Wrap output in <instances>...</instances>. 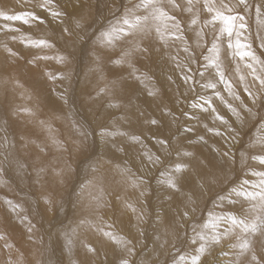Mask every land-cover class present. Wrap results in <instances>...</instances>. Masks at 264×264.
Wrapping results in <instances>:
<instances>
[{
	"label": "snow or ice",
	"instance_id": "snow-or-ice-1",
	"mask_svg": "<svg viewBox=\"0 0 264 264\" xmlns=\"http://www.w3.org/2000/svg\"><path fill=\"white\" fill-rule=\"evenodd\" d=\"M50 0H43L38 3L37 8L48 9ZM73 8H80L74 27H59L60 36L64 41V53L57 52L54 56H38L34 55L28 61L34 67H38V61L53 59L57 63L67 67L71 64L70 57L73 55L69 49L74 48L78 43H85L87 35L89 13H85L83 9L85 5L83 0H68ZM106 3L114 6L110 11L114 12V19L107 26L102 28L95 40L92 42L93 47L87 49L89 57V71L99 74V78L104 80V69L111 65L110 71L115 68H126L127 73L114 72L113 79L108 80L103 87L97 90V96L115 97V100L108 102V107L118 109L121 107L116 100H127L125 106L124 119L130 126L134 120L144 123L140 120L143 110L133 104V97L140 91L138 85H146L151 80L149 73L152 71L151 65L161 67L169 63L175 64L184 72L183 81L188 84L189 91L193 90L192 84L198 76L204 81L201 87L211 89L219 101L224 105L227 111L231 113V117L225 118V115L218 110L219 104L211 97H200L203 100L201 104H192V108L200 109L199 113L193 112L192 118L214 119L213 127L207 124L204 128L211 132L214 136L232 140H236L243 127L250 122H256L259 127V134L250 139L248 149L245 154L240 157L241 162H246L249 156V150L255 149L250 156L252 160L257 161L260 165H264V59H261L251 50V44L245 45L240 41L241 30L247 28L245 23L246 14L252 10L249 0H203L202 8L206 10L207 15L201 19L200 13L196 11L197 5L201 0H106ZM258 18L264 17V0H258L254 6ZM185 13L187 15H185ZM54 18H62L68 16L67 12L54 11ZM0 20L4 21H21L24 24H30L33 21H39L43 24L45 21L36 14L35 11H26L21 14H7L6 11H0ZM64 20L61 19V25ZM217 25H220L217 28ZM205 28L208 32H205ZM191 29L194 34L195 44H189L186 37L187 32ZM9 31H19L8 27ZM212 34V40L208 42L206 36ZM227 39H224V37ZM235 37V43L233 38ZM16 39L15 36L12 37ZM261 47L264 48V35H260ZM28 44L35 48H55V44L45 39L29 40ZM207 47V55L202 57L197 55V49L204 45ZM175 45L181 48V53L173 54L171 48ZM222 45L224 47L222 48ZM233 50L232 58H229V50ZM243 49V50H242ZM9 56L16 57L17 53L11 48H6ZM242 50V51H241ZM223 52V56L221 53ZM239 56L241 60L247 58L245 67L250 70L252 77L251 82H246L247 77L240 75V69L237 65L235 72L238 75V82L244 83L243 91L247 95L241 99V96L231 91L233 85L226 75L227 72L233 71L232 59ZM264 55V54H262ZM199 66L193 69V64ZM139 65V66H138ZM193 73V75H189ZM41 75L55 83V81H63L68 78L64 73H52L42 71ZM171 76L168 80L171 81ZM191 82V83H190ZM218 84H224L225 88L233 96V99L239 101L233 104L226 101L225 98L217 90ZM0 89H3L5 98L10 93H16L21 98L34 100L37 109L41 106L48 107L46 98L42 91H29L21 80L15 78L5 67L0 69ZM35 93V95H33ZM160 89L155 87L147 88L149 97L158 98ZM154 102V101H153ZM50 117L48 120H39L38 127L48 132V138L58 152L67 151L64 144L54 135L51 127V120L60 118L57 115V109L49 108ZM168 115H173L171 112ZM206 114V115H205ZM37 113L33 108L28 106H18L12 103L0 104V184H3V176L8 169L4 167L7 164L13 167L17 174L27 176V170L24 164L19 160L13 159V152L17 149L16 136L24 141L21 147L28 143H35L25 131L11 132L15 126L20 124L21 117H36ZM184 115V113H182ZM174 120H179L173 115ZM218 122V123H215ZM187 123V122H186ZM148 131L159 132L160 123L157 119H148ZM155 126V131H153ZM221 127L224 131H221ZM182 130L191 133V128L183 127ZM73 133L82 139L74 141L77 152L87 151L91 145L87 143L89 133L83 125H73ZM120 135L127 137L129 148H133L143 144V132L135 133L131 130L121 132L108 131L106 126H101L99 136L105 144L111 143L109 137ZM191 140L192 136L189 135ZM211 139V137H209ZM156 143L160 146L158 151L160 155H154L150 151L144 150L141 158L146 165L156 166L162 163L161 157L168 156L171 152H176L179 157L187 158L184 163H176L174 167L166 170L167 179L161 181L166 186L165 195L169 197L168 203L178 201L176 204V214L169 216L167 211L157 214V224L155 229V239L153 240L152 251L143 254L142 250H138L136 245L140 244V236L144 235L140 227L144 222L146 213L143 208H137L135 204L123 197L122 207L130 210L137 220V234L118 235L111 229L113 225L105 224L101 227L94 222L89 221L86 217L80 221V226L87 225L99 234L95 242L80 241V246L84 249V255L79 260V264H168L166 259H162L168 251L169 245L176 246V241L180 238L179 229L187 220L194 217L197 210L198 202L203 193L210 189L214 184L220 182V176L216 161H223V164L230 165L234 163V154L229 149H225L223 145L210 148L214 158L209 159L201 151V148L207 146L208 140L201 134L199 136L200 147L189 145L185 148L183 145L174 147L170 138L156 136ZM40 151H44V145H38ZM117 151L125 149L116 145ZM191 149V150H189ZM171 163V162H170ZM35 170V183H40L42 190L35 196L34 203L38 213L46 214L48 212H60L63 209V203L53 195V192L44 188L48 183L44 179L46 175H51V182L58 186L64 185L71 177L72 169L70 165L60 167L58 170L51 165L32 166ZM94 173L93 181L103 182V175H95L100 172L101 165L97 162L92 165ZM220 171L223 170L220 166ZM119 173L126 184L133 189L138 190L137 199L144 197L148 193L147 181L142 177L134 176L128 168L118 169ZM165 173H162L164 175ZM251 176L258 177L255 183L244 180L238 187L232 189L229 197L230 203L234 207L228 208L221 215H211L205 222L201 230L195 234L192 244L197 245L195 254L185 260L184 256L180 257L185 264H264V171L250 172ZM102 192L103 189L101 188ZM234 197V198H233ZM10 213L15 214L21 223L27 226V237L33 243H42V240H33L36 232V225L32 218L26 213L20 215L22 209L21 204L15 203L11 199H5ZM107 201L102 196L95 197V204L92 211L95 212L101 208L108 206ZM239 205L236 207L235 205ZM163 207V206H162ZM180 219L177 220L176 216ZM7 219V217H6ZM102 221V217L99 218ZM221 226L222 230H221ZM237 241L224 246L223 241L228 239L236 230ZM77 231L73 229L71 233H64V241L69 250L76 242ZM0 239H4V235L0 234ZM135 241V242H134ZM142 247H146L143 245ZM219 249V250H217ZM5 264H33L24 254L13 258L10 256ZM35 264H40L36 261ZM48 264V261H44Z\"/></svg>",
	"mask_w": 264,
	"mask_h": 264
},
{
	"label": "rangeland",
	"instance_id": "rangeland-1",
	"mask_svg": "<svg viewBox=\"0 0 264 264\" xmlns=\"http://www.w3.org/2000/svg\"><path fill=\"white\" fill-rule=\"evenodd\" d=\"M38 3H43V0H0V11H6L7 14H21L26 11H35L36 14L40 16L42 19H44L45 21L43 24H41L38 20L33 21L30 24H24L21 21H10L9 25H7L6 23L9 21L6 22L4 20H0V24H2V22L3 24L5 23L4 25L2 24L0 26V31H1L0 32V37H1L0 45L2 46V47L0 46V49H1L0 50L1 51L0 52V69L7 67L8 71L11 73L12 76L14 74L13 77L15 78L17 77V75H19V77L17 78L21 80V82L24 83L25 88L28 89L30 92L33 91L34 89L38 91H42L46 98L47 105H48V107L41 106L39 109H37L35 99L30 101L26 98H21L18 95L20 91L19 89H18L19 91L17 90L18 92L16 93H10L7 96V98H5L3 89H0V104L12 103L13 105H18V106H28V107L33 108V110L36 111L37 113L36 117L34 118L21 117L20 124L15 126L14 129H10V133L13 131L19 132L23 130L26 132L28 137H30L32 140L35 141V143H28L26 146L21 147V145L24 144V141L20 140L19 136L15 137V140L17 143V149L13 152V159L14 161L19 160L20 162H22V164L25 165L28 175L23 176L21 178L18 176L19 178H17V180H15L14 178L13 181L8 180L7 176H4L6 181L2 178L3 181L6 183V185L8 184L13 192L12 198L10 199L13 200L15 203L21 204L22 206V209L20 210V215H24L27 213L30 216V218H32L33 223L36 225V229H35L36 235L35 237H33V240H42V243H32L33 241L29 240L26 235L27 226L24 223L23 225L25 226H23L22 228H24L23 230L25 231L23 230L22 231L26 232L25 236L27 238L25 237L26 239L25 243L27 244L29 242L28 243L29 246L33 245L31 246L35 251L33 254H34V257H37L38 261L43 260L45 257H49L50 259H52L53 264H68V262L66 263V259H68V256H72L71 254L72 252L74 254L75 259H76L75 255L81 254L82 247L80 246V243H79L80 241L95 242L99 235L95 231V229H91L87 227L86 225L81 226V229H80V221L82 218H84L85 215H86L85 217L89 219V221H92L95 224H97V222L99 221L97 225L101 227L105 226V224L113 225L111 229L113 232H116V233L123 232L124 234H127L125 236H128L129 234L136 235L137 234L136 216H134V214L130 210H128V213H129L128 214L126 212L127 210H125L122 207V200L118 198V197H122L123 195H125L123 196V198L127 199L128 197L127 200H130V201H133V198L136 197L133 203L134 204L135 202L137 203L135 204V206L138 209L140 208V205H141V208L142 206H146L145 208L146 210L143 209L144 211L147 212V213L145 212L146 219L144 217V222L140 226L143 232L146 233V235L144 233L143 236L139 237L141 243L137 244L136 247L138 250H142L143 254L149 253L152 251V248H153L151 247V245L153 246L152 240H154L155 237L152 236L154 234L151 231H149L148 228L149 226H151L153 223L157 221L156 217H157L158 212L160 213L162 212V210L165 211V205L169 200V197L165 195L166 186L161 183V181H164L167 179V176L162 175V173L166 174L167 169L174 167L176 163H180L181 157H177L178 156L177 153L173 151L171 152L170 155L166 157L162 156L163 163H160L157 166H151V169H150V166L149 165L146 166L145 162L142 160V158H140L141 149L143 151L144 150L150 151L154 155H160L161 153L158 151L160 146L156 143V136L170 138L172 145L177 148L180 147L181 145H183L186 148V145H188V143L189 145L190 143L192 144L195 143V146L199 147L200 144H199L198 136H200V134H197V132H195V130H197L198 123L196 124L195 118H192V113L193 112L198 113L200 109L192 108V104L203 103V100H201L200 97H211L213 100H215L216 97L214 93H213L214 95L213 97L207 94V91L209 89H204L201 87V84L204 83V81L200 80L198 76L195 78V83L192 84L193 90L189 91L188 84H186L187 92H189L188 97L184 98L183 97L184 95L179 97V95H182L183 91L180 89V85H181L180 81L177 78H174L173 73L170 71L172 70L170 66V64L172 63H169L167 65H162L161 67L151 65L152 71L149 73V75L151 76V80L147 81L146 85L156 86L159 81L165 79L169 75L171 76L172 78L171 81L167 80L168 79L167 78L165 79V81L163 80V82H166V83L169 82V84L171 82L170 85L172 86L174 85L173 87H176L178 89L177 98H178V103H179V110L174 112L171 109V111L169 110V112H171L175 117H178L179 120L178 121L174 120L173 115H172L171 118L169 119L172 122L170 123V125L171 124L173 125L169 126L167 122L168 121L167 117L166 115H164L163 117H165L164 118L165 120L164 119L161 120V118L159 120V123L161 125L159 128V133L156 136H154L153 132L148 131L149 125L147 124L148 119H153L152 113L154 109L151 107H148V105L139 103V105L142 104L139 106L143 110L142 116L146 117V119L141 118V121L143 122L145 121L142 125L146 128V131L148 132V134L146 135L148 138L146 139V137L143 136L142 137L143 144L139 145V147L138 146L133 147V149L129 148L127 144L128 143L127 137L122 138V136H119V135L109 137V140L111 141V143L105 144L104 142L101 141L100 136H99V131L101 129V126H106L108 131H116L121 126L123 128V129L121 128L122 132H125L126 129H128L127 131L131 130L132 132H135V133H140V132L145 131L144 130L145 128H140L139 131L134 130L133 125L137 124L136 122H134L130 126L128 123L125 124L126 121L122 119L124 115V110H125L124 108L127 105V100H116V102L118 101L119 103H121L120 104L121 107L118 109H112L108 107V102L110 101V98L111 100H115L116 99L115 97L108 96L109 97L108 98L107 96H103V95L97 96L96 94L99 87H103L104 84L108 80L113 79L114 72H117V73L124 72L126 74L127 69L126 68H115L113 71H110V69H112L113 66L109 65L105 67L104 69L105 79L101 80L99 78V74L89 71V67H88L89 57H88L87 49H90L91 47H93L92 42L95 40L96 35H98L99 31L105 26H107L111 21H113L114 12L110 11L109 9L113 8L114 6L106 3V0H83V3L85 5V8L83 9V11L85 13L90 12V16L88 19L89 26L87 27V35L85 36V43H78L74 48L69 49V51L73 53V55L70 57L71 64L65 67L57 63L55 60L49 59V60L38 61V67H34L32 64L28 63V61L31 60L34 55L54 56L57 54V52L66 54L64 53V41L60 36V31H59L58 26L74 27L75 20L78 14L80 13V8L79 7L73 8L68 3V0H50L47 11H45L43 8H37L36 5ZM202 3H203V0H201V3L197 5L196 7V11H198L200 15H201V12L203 11ZM257 3H258V0H249V5L252 8V10L246 14L245 23L247 25V28L244 30H241V35L246 39V45L251 44V50L261 59H264V55H262L264 54L263 48L259 47V45H257L256 43L257 30H259L260 33L262 31L264 33V17L258 18L255 12L254 6ZM54 11L67 12L68 16L62 17L60 19L54 18L52 16V12ZM185 15L187 14L185 13ZM61 19L64 20L63 25H61ZM6 26L11 27L12 29L13 28L18 29L19 31H8L7 32L6 28L8 27ZM205 32L206 33L208 32L207 28H205ZM192 33L193 32L191 31V29H189V31L187 32V34L189 35L186 34V37L188 36L187 37L188 43L194 45L195 44V39L193 38L194 35L192 37V40L190 36ZM6 35L7 36L9 35L8 36L9 38H11V36H16V39L15 40L9 39L7 38ZM4 36L6 39L2 38ZM211 36H212L211 33L207 34L206 40L208 42L212 40ZM40 39H45V40H48L49 42L54 43L55 48H52V49L35 48V47H32L30 44H28L29 40H40ZM11 40L15 42L13 43ZM2 44H5L4 46L6 48H11L13 51H15L17 53V56L10 57L9 53L6 51V48L3 49L4 47ZM209 46L210 44H207L197 49V55L201 57L203 55H207L208 53L206 49ZM172 49H173V52L176 51L175 54L176 53L182 54L181 48H177L175 45H173L171 50ZM3 50H5V52ZM9 66L11 68H9ZM198 66H199L198 64L194 63L192 67L193 69H195ZM177 69L180 70V68H177ZM42 71H47V72H52V73H64L68 76V78L63 81L57 80L55 81V83H53L52 81L48 80L46 77L41 75ZM164 71H165V74H164ZM227 73L226 75L230 79L229 72ZM163 74L167 76L165 77L163 76ZM189 75H193V73H189ZM217 88H220L219 84L217 85ZM219 91H220V94L223 96L222 90L219 89ZM33 95H35V93H33ZM223 97L227 99L225 95ZM49 108L57 109V115L60 117L58 119L51 120V127L53 131V135L59 141H61L64 144V147L67 149V151H64L62 153L58 152L56 148L52 145L51 140L48 138V132L38 127L39 120L49 119L51 115L49 112ZM182 113H184V115H182ZM225 117L228 118L227 116ZM77 122H78V125H83L84 128L89 133L87 143L90 144L91 147L87 151H84V152H77L75 150L76 144L74 143V141L78 142L79 140L82 139L81 137L76 136L73 133V125H77ZM182 126L191 128L193 130L191 133L195 132L191 140L188 139V133L182 130ZM200 127L202 128V124L200 125ZM259 127L260 125H258L256 122H253L246 131L240 134L241 143L243 144L238 145V146L231 144L232 141L230 140L232 139H226L229 137H227V133L225 132L226 135H225V139H223L224 140L223 146L227 145V147L230 148V151L233 152L234 155H237L241 151L243 145H245L243 147H248V144H249L248 138H250L249 136H251L253 132L257 131V135L259 134ZM252 129H253V132H252ZM120 137H121V140H120ZM38 145L45 146L43 152L40 151V148L38 147ZM110 145L112 146L119 145L120 147L125 149L124 151H118L120 158H122V162H120L119 160L108 158V157L106 159L105 153L107 152V149L115 148V147L113 148ZM137 147H138V151H137ZM204 147H203L204 150L201 148V151L204 153V155L205 154L209 155V153H206L208 152L206 146ZM115 149L114 151L116 152ZM132 150L134 151L130 154ZM135 154H136V158L134 157ZM104 158L110 161H106ZM97 162H99V164L101 165V168H100V172L95 173V175L102 174L104 179L102 183L100 182L98 183V181H95L96 184L98 183L96 186L95 182L93 184L92 183L90 184L89 181H92L93 176H94L91 166L95 165ZM108 162H111L113 164L105 168V166L110 165V163ZM168 163H169V167L167 166ZM181 163H184V162L181 161ZM33 165H35L36 167H39L40 165H51L52 167L57 168V170L60 167H64L65 165H70L72 169L71 177L62 186H58L55 183H52L50 174L44 177V179L48 181V183L44 185V188L50 192H53L54 190L53 195L58 199L60 203H63V209L60 212L57 213L55 211H52L46 214H41L37 212L36 204L34 203V201H35V196L38 195L39 192L42 190V186L40 183H35L36 173H35L34 168L32 167ZM125 167L128 168L134 176L142 177L148 182L147 183V188H148L147 195L148 196L145 195L144 197L141 198V200L139 198L138 201H136L138 197L137 196L138 192L135 191L136 189L133 190V188H131L129 184H128V187L125 188L127 185L125 184L123 177H121V174L118 172V169L125 168ZM107 168H109L110 172L109 170L107 172ZM144 169H147V170H144ZM148 171L150 172L148 173ZM117 175H119L122 179H120L119 176ZM147 176L148 177L151 176V177L148 178ZM104 180L106 181V183L104 182ZM119 183L120 184L123 183L121 184V186L125 185L124 188H121V190H120L121 186L118 185ZM239 183L242 184L241 181H239ZM116 184L120 187H117V188L112 187L114 185L116 186ZM90 186L91 187L94 186V188L98 187V189L95 190L96 195L94 194L95 191L91 192L92 190L90 189H92L93 187L91 188ZM100 186L102 187L103 192L99 191ZM234 187L236 186H233L232 188H230L229 191H231ZM125 189H127L126 190L127 192L125 191ZM128 191L130 193H128ZM132 191H133V194H132ZM97 193L100 196H102L103 200L109 203L106 208H101L93 212L92 207L95 204V200H94L95 197L98 196ZM84 195L86 197H83ZM218 197L219 196H214L213 198H218ZM211 198H209L208 201ZM88 201L90 205L88 204ZM141 202L142 204L138 205V203H141ZM160 202L162 205L160 204ZM176 203H178V201L173 202L172 215L176 214L175 213ZM85 205H87L88 207L87 206L85 207ZM160 205H161V208H160ZM162 206H163V209H162ZM156 209L159 211H156ZM78 211L80 212V214ZM225 211L226 210H223L220 208H217L216 210H211V211L208 210L206 212H202L201 217L199 216L198 218H192V219L187 220L188 223L187 222L185 223V227H187L185 228V230L187 231L185 232L183 236L184 237L183 247L179 249V251H178L177 246L169 247L168 251L166 252L167 254H165L166 257L164 256L163 259H166L168 261V264H185L183 261L180 260V257L184 256L185 259L187 258L186 260L188 261V258L191 255L195 254V248H196L195 246H192L191 244L192 239L195 237L194 235L196 234V233L194 234L192 230V233L194 234L193 235L194 237H192L191 225L194 224V226L197 227L198 232H199L201 230L202 225L208 221L210 214L219 215V214L224 213ZM126 214H127V217H126ZM100 217L103 218L102 221L99 219ZM176 218L177 220L180 219L179 216H176ZM147 219L149 221H145ZM17 220L20 221L19 219ZM118 221L119 222L122 221L123 224H120ZM8 222H10L12 226L16 225L14 224L13 219H10ZM115 222L116 223L118 222V224H116ZM125 222L127 223V225ZM77 225L79 228L77 227ZM121 225L123 226L121 227ZM222 227L223 226H221V230H222ZM73 229L77 230V237L75 238L76 242L74 243L76 246V250L72 246L71 248L72 250L69 251L67 244L63 240L64 238H61L60 234L65 233L66 231L71 233ZM238 232L239 230L237 229V233ZM59 236H60V239H59ZM2 240L3 239H0V242H2ZM228 243H229L228 241L227 243L225 242V244H228ZM189 244L191 246H189ZM143 245H146V247H142ZM45 246L47 247V249L44 248L43 250L44 253L40 255L39 249H42V247H45ZM9 247L10 249L7 248V250H5L3 248V250L9 253L11 251H15L16 249H19L18 247L12 246V245ZM16 253L18 255H21L20 251ZM48 254L49 256H47ZM69 261H71V259H69ZM189 264H190V261H189Z\"/></svg>",
	"mask_w": 264,
	"mask_h": 264
},
{
	"label": "bare ground",
	"instance_id": "bare-ground-1",
	"mask_svg": "<svg viewBox=\"0 0 264 264\" xmlns=\"http://www.w3.org/2000/svg\"><path fill=\"white\" fill-rule=\"evenodd\" d=\"M215 2L216 3H218L219 2V0H215ZM205 15H207V13H206V10H204L203 9V11L201 12V19H203V17L205 16ZM7 22V21H6ZM9 23H10V21L9 22H7L6 24L7 25H9ZM12 23V22H11ZM14 23V22H13ZM2 24H3V22H2ZM2 24H0V26L2 25ZM5 24V23H4ZM3 24V25H4ZM6 27H9V26H6ZM220 27V25H217V28H219ZM14 29V28H13ZM2 30V29H1ZM4 31V30H3ZM6 31L8 32L9 30H8V28H6ZM1 32V31H0ZM2 34V33H1ZM15 35V34H14ZM187 35H189V34H187ZM193 33L190 35L191 36V40H192V37H193ZM260 35H264V33H263V31L260 33L259 32V30H257V34H256V43H257V45H259V47H261L260 45H261V39H260ZM7 36V35H6ZM9 36V35H8ZM7 36V38H9ZM11 36V35H10ZM12 37L13 36H11V38H9V39H12ZM16 37V36H15ZM188 37V36H187ZM212 37V36H211ZM1 38V37H0ZM2 38H5V36L4 37H2ZM190 38V37H189ZM194 38V37H193ZM6 39V38H5ZM224 39H227V37L225 36L224 37ZM2 40V39H1ZM8 40V39H7ZM13 40V39H12ZM11 40V41H12ZM240 41H241V43L242 44H245L246 45V39L241 35L240 36ZM7 42V41H6ZM13 42V41H12ZM15 42V41H14ZM13 42V43H14ZM193 42H194V40H193ZM233 43H235V37L233 38ZM10 44V43H9ZM3 45V49H5L6 47L4 46L5 44H2ZM1 46V45H0ZM2 47V46H1ZM224 47V45H222V48ZM262 48V47H261ZM1 50V49H0ZM28 50V49H27ZM243 50V49H242ZM241 50V51H242ZM4 52H5V50H3ZM7 51V50H6ZM172 52H173V49L171 50ZM175 51V50H174ZM1 52V51H0ZM176 52V51H175ZM175 52H173V54H175ZM263 52H264V48H263ZM232 53H233V50H229V58L231 59L232 58ZM181 55H183V54H181ZM221 55L223 56V52L221 53ZM11 57V56H10ZM247 62V58L245 59V60H241L240 59V57L237 55V56H235V58L234 59H232V68H233V71H231V72H229V75H230V80H231V82H232V85H233V87H232V89H231V91L233 92V93H236V94H238V95H240L241 96V99H243L246 95H247V93H245L244 91H243V89H244V83H239L238 82V75L236 74V72H235V68H236V66L238 65L239 66V69H240V72H239V74L240 75H245L246 77H247V81L246 82H251V80H252V77H251V75H250V70L249 69H247L246 67H245V63ZM11 63H12V61H11ZM13 63H14V61H13ZM10 65V64H9ZM8 66V65H7ZM11 66V65H10ZM9 66V68H11ZM170 66H171V69L172 70H170L172 73H173V76H174V78H177L179 81H180V83H181V85H180V89L183 91L182 92V95H179V97L180 96H183L184 98H187L188 97V93L189 92H187V85L184 83V81H183V76H184V72L183 71H180V70H178L177 68L178 67H176V65L175 64H170ZM5 67V66H4ZM15 69V68H14ZM13 70V69H12ZM11 70V71H12ZM14 71V70H13ZM12 71V72H13ZM15 72V71H14ZM13 72V73H14ZM168 72V71H167ZM167 72H166V74H167ZM89 73V72H88ZM126 73H127V70H126ZM164 74H165V71H164ZM163 74V76H167V75H164ZM228 74V73H227ZM13 76H14V74H13ZM17 77H19V75H17ZM16 77V78H17ZM168 77H166L165 79H167ZM165 79H163L164 81H165ZM163 80H161V81H159L158 82V84L155 86V85H138V87H139V89H140V91H138L137 92V94H136V96L135 97H133V104L134 105H136V106H138V108L139 109H142L141 107H139L140 105H142V104H145V105H148V107H151V108H153L154 110H153V113H152V118L154 119H157L158 121L160 120V118H161V120L162 119H164L165 117H163L164 115H166V117H167V122H168V125L169 126H171V125H173V124H171L170 125V123H172L171 122V120L169 119V118H171V116L172 115H168L167 113H169V110L171 111V109L174 111V112H176V111H178L179 110V103H178V98H177V95H178V89L176 88V87H173L172 85H170L171 84V82H170V84H169V82L168 83H166V82H163ZM168 80V79H167ZM99 81V80H98ZM173 83V82H172ZM151 87H155V88H157V89H160V94H159V97L158 98H153V97H149L148 95H147V88H151ZM219 87L220 88H217L218 89V91H219V89H221L222 90V93H223V96L225 95L226 97H227V99H226V101H230V102H232L233 104H237V103H239V101H236V100H234L233 99V96L229 93V91L225 88V85L224 84H219ZM180 90V91H181ZM19 91V90H18ZM17 91V92H18ZM207 94L209 95V96H214L213 95V92H212V90L211 89H209L208 91H207ZM17 96V95H16ZM108 97V96H107ZM102 98V97H101ZM109 98V97H108ZM98 100H100V99H98ZM109 100V99H108ZM110 100H111V98H110ZM215 100H216V98H215ZM154 101V102H153ZM118 102V101H117ZM121 102V101H120ZM119 103V102H118ZM139 103H142V104H140L139 105ZM216 103L217 104H219V101L218 100H216ZM121 104V103H120ZM30 105V104H29ZM172 105V106H171ZM172 107V108H171ZM113 109V108H112ZM125 109V108H124ZM218 110L219 111H221L225 116H227V117H231V113L230 112H228L227 111V108L226 107H224V105H222V104H219V108H218ZM200 111H198V113H199ZM206 115V114H205ZM141 118H145L146 119V117L144 116H141L140 117V120H141ZM226 118V117H225ZM231 119L232 120H235V117H231ZM121 120V119H120ZM119 120V121H120ZM124 120V119H123ZM165 120V119H164ZM163 120V121H164ZM170 120V121H169ZM125 121V120H124ZM123 121V122H124ZM195 121H196V124L198 123V125H197V130H195V132H197V134H203L204 136H205V139H207L208 140V144H207V146H206V148H207V150H208V152H206V153H209V155H206V156H208V158L209 159H213L214 158V153L213 152H211L210 151V148H214V147H218V146H220V145H223V143H224V140L223 139H225V138H222V137H220V136H214L211 132H208L203 126L205 125V124H207L209 127H213V125H214V119L212 118V117H209L208 119H200L199 117H197V118H195ZM134 122H136L135 120H134ZM133 122V123H134ZM145 122V121H144ZM137 124H134L135 125V127H134V125H133V129L134 130H136V131H139L140 130V128H145L143 125H141V123H139V122H136ZM215 123H218V122H215ZM253 122H250V123H248L247 124V126H245V127H243V129L241 130V132H240V134L241 133H243L244 131H246L250 126H251V124H252ZM125 124H127V122L125 123ZM146 124V123H145ZM202 124V128L200 127V125ZM147 125V124H146ZM161 126V125H160ZM130 127V126H129ZM122 128V126L121 127H119V130ZM167 128V127H166ZM123 129V128H122ZM122 129L120 130L121 132H122ZM128 129H126V131H127ZM143 130V129H142ZM145 131H143V136L144 137H146V139L148 138L146 135L148 134V132L146 131V128L144 129ZM124 131V130H123ZM153 131H155V127H153ZM221 131H224V129L221 127ZM195 132L194 133H188V136L189 135H191V136H193L194 134H195ZM252 132H253V129H252ZM159 132H156V135L158 134ZM166 134V133H165ZM168 135V134H167ZM226 135V134H225ZM120 136V135H119ZM257 136V131L256 132H253L252 134H251V136H249L250 138H248V140L250 141V139H253V138H255ZM199 137V136H198ZM209 137H211V139H209ZM122 138H125V137H122ZM226 139H231L230 137L229 138H226ZM120 140H121V137H120ZM124 140V139H123ZM195 140V139H194ZM197 141V140H196ZM230 141H232L231 142V144H233V145H236V146H238V145H242L243 143H241V139H240V135H239V137L236 139V140H230ZM125 142V141H124ZM193 142V141H192ZM128 144V143H127ZM194 145H195V143H193ZM192 143H190V145H193ZM188 145H189V143H188ZM188 145H186V148H189V146ZM110 146H112V145H110ZM225 147V149H229L230 150V148L229 147H227V145H224ZM243 146H245V145H243ZM242 146V149H241V151L237 154V155H234V163H232V164H230V165H225V164H223V161H216V160H214V163H217L218 164V168H217V171H218V174H219V176H220V182H218V183H216V184H214L210 189H208V190H206L204 193H203V196L200 198V200H199V202H198V206H197V210H196V212H195V215H194V217H192V218H198L199 216L201 217L202 216V212H206V211H208V210H216L217 208H220V209H223V210H227L228 208H230V207H234V205H232L231 203H230V200H229V197L231 196V194H232V190L231 191H229V189L230 188H232L233 186H236V188H238L240 185H241V183H239V181H241L242 183H243V181L244 180H249L250 181V183H255L257 180H258V178L257 177H255V176H251L250 175V172L252 171V170H255V171H264V165H260L257 161H255V160H252L251 158H250V155L253 153V152H255L256 150L255 149H251V150H249V156L248 157H246V162H241V160H240V157L242 156V155H244L245 154V150L246 149H248V147H243ZM113 148L115 147L116 148V146H112ZM139 147V146H138ZM138 147H137V151H138ZM197 147V146H196ZM200 147V146H199ZM114 148V149H115ZM143 148V147H142ZM205 148V147H204ZM114 149H107V152L105 153V157H106V159H107V157L108 158H112V159H115V160H119L120 162H122V158H120V156H119V154H118V151H117V149H115L116 150V152L114 151ZM131 149V148H130ZM129 149V150H130ZM133 149V148H132ZM203 149V148H202ZM190 150V149H189ZM204 150V149H203ZM134 150H132L131 152H130V154L133 152ZM143 152V150L141 149V153ZM140 153V154H141ZM231 153H233V152H231ZM234 154V153H233ZM24 155V154H23ZM141 156V155H140ZM135 158H136V154H135V156H134ZM177 157H179V156H177ZM141 158V157H140ZM163 157H161V159H162ZM105 159V158H104ZM105 159V160H106ZM175 159V158H174ZM138 160V159H137ZM136 160V161H137ZM177 160V159H176ZM186 160H187V158H184V157H181V161L182 162H186ZM106 161H110V160H106ZM168 161V160H167ZM181 161H180V163H181ZM178 162V161H177ZM22 163V162H21ZM108 163H110V165H108V166H105V168L106 167H109V166H111V164H113V163H111V162H108ZM163 163V162H162ZM103 164V163H102ZM121 164V163H120ZM165 164V163H164ZM135 166V165H134ZM147 166V165H146ZM150 166V165H149ZM157 166V165H156ZM167 166L169 167V163L167 164ZM220 166H222V168H223V170L222 171H220L219 169H220ZM4 167L5 168H7L8 169V171H7V173L4 175V176H7V178H8V180H11V181H13V179L15 178V180H17V178H21V175H19V174H17V172L14 170V165H13V167H9L7 164H5L4 165ZM139 167V166H138ZM142 167H143V165H142ZM161 168V167H160ZM150 169H151V166H150ZM155 169V168H154ZM108 170H109V168H107V172H108ZM142 170V169H141ZM144 170H147V169H144ZM140 171V170H139ZM158 171V170H157ZM103 172V171H102ZM109 172H110V170H109ZM119 172V171H118ZM141 172V171H140ZM146 172V171H145ZM150 171H148V173H149ZM154 172V171H153ZM144 173V172H143ZM148 173H147V175H148ZM152 174V173H151ZM97 176H99V174H96ZM102 175V174H101ZM106 175H108V174H106ZM120 175V174H119ZM119 175H117V176H119ZM141 175H142V173H141ZM164 175H166L167 176V174H164ZM3 176V179L6 181V179H5V177ZM19 176V177H18ZM122 177V176H121ZM120 176H119V178L120 179H122ZM148 177V176H147ZM151 177V176H150ZM150 177H148V178H150ZM107 178V177H106ZM105 178V179H106ZM7 180V181H8ZM110 180V179H109ZM122 181V180H121ZM95 181H93V183H94ZM104 182L106 183V181L104 180ZM92 183V184H93ZM99 183V182H98ZM97 183V184H98ZM97 184H96V182H95V185L97 186ZM112 184V183H111ZM121 184H123V183H121ZM121 184L119 183L118 185H120L121 186ZM126 184V183H125ZM117 184H116V186L114 185V186H112V187H120V186H118ZM127 186L125 187V188H127L128 187V184H126ZM158 185V184H157ZM125 186V185H124ZM124 186H121L120 187V190H121V188H124ZM91 187V186H90ZM93 188H94V186H92ZM91 187V188H92ZM93 188L92 189H90V190H92L91 192H94L95 190H97L98 189V187L96 188H94V190H93ZM102 187L100 186V189H101ZM107 188V187H106ZM113 190V189H112ZM117 190V189H116ZM118 190H119V188H118ZM123 190V189H122ZM127 189H125V191H126ZM129 190V189H128ZM134 190V189H133ZM100 191V190H99ZM124 191V192H125ZM135 191H137L138 192V190H135ZM103 192V191H102ZM127 192V191H126ZM125 192V193H126ZM128 193H130L129 191H128ZM94 194L96 195V191L94 192ZM99 194H100V192H99ZM98 193H97V195L98 196H100ZM132 194H133V191H132ZM131 194V195H132ZM158 194H159V192H158ZM12 195H13V192H12V190H11V188L9 187V185L7 184L6 185V183L4 182L3 184H0V233L1 234H3L4 235V239L2 240V242H0V253H1V255H0V264H5V261L10 257V256H12L13 258H15L16 256H20V255H18L16 252H18V251H20L21 252V254H24V256H26V258L29 260V261H32L33 262V264H35V262L36 261H38V259H37V257H34V249L31 247V246H33V245H31V246H29L28 245V243L26 244L25 243V233L26 232H23V231H25V230H23L24 228H22L23 226H25V225H23L24 223H21L20 221H18L17 219H18V217L15 215V214H13V213H10L9 212V210H8V207H7V205L4 203V201H5V199H10V198H12ZM91 195V194H90ZM94 195V196H95ZM127 195V194H126ZM147 195V194H146ZM123 196H125V195H123ZM122 196V197H123ZM128 196V195H127ZM137 196H138V194H137ZM148 196V195H147ZM214 196H219L218 198H213ZM83 197H86L85 195L83 196ZM212 197V198H211ZM136 198V197H135ZM135 198H133V201H135L134 199ZM142 198V197H141ZM141 198H140V200H141ZM151 198V197H150ZM158 198V197H157ZM156 198V199H157ZM209 198H211L209 201H208V199ZM87 199V198H86ZM125 199V198H124ZM127 199H128V197H127ZM168 199V198H167ZM206 199H207V201H206ZM89 200V199H88ZM95 200V199H94ZM145 200V199H144ZM150 200V199H149ZM82 201V200H81ZM132 201V202H133ZM136 201H138V199L136 200ZM154 201V200H153ZM167 201V200H166ZM165 201V202H166ZM83 202V201H82ZM81 202V203H82ZM86 202H87V200H86ZM176 202V201H175ZM86 204V203H85ZM88 204L90 205V203H89V201H88ZM87 204V205H88ZM91 204H92V202H91ZM135 204H137L136 202H135ZM139 204H142V202L141 203H138V205ZM160 204H161V202H160ZM177 204V203H176ZM87 205H85V207L87 206ZM144 205V204H143ZM162 205V204H161ZM161 205H160V208H161ZM172 206H173V203H166V205H165V211H167V213H168V215L169 216H172ZM176 206V205H175ZM236 207H238L239 205L237 204V205H235ZM88 207V206H87ZM92 207V206H91ZM144 207V208H143ZM158 207V206H157ZM140 208H141V205H140ZM142 208L143 209H145L146 208V206H142ZM162 209H163V207H162ZM146 210V209H145ZM82 211V210H81ZM90 211V210H89ZM149 211V210H148ZM156 211H159V210H157L156 209ZM162 211H164V210H162ZM79 212V211H78ZM77 212V213H78ZM123 212V211H122ZM127 213H128V210L126 211ZM144 212H146V211H144ZM173 212H174V210H173ZM147 213V212H146ZM159 213V212H158ZM161 213V212H160ZM175 213H176V211H175ZM219 213V212H218ZM76 214V213H75ZM79 214H80V212H79ZM129 214V213H128ZM131 214V213H130ZM155 214H156V212H155ZM219 215H221V214H219ZM86 216V215H85ZM85 216H84V218H85ZM88 216H90V215H88ZM87 216V217H88ZM135 216V215H134ZM146 216V215H145ZM152 216V215H151ZM178 216V215H177ZM6 217H7V219H6ZM124 217V216H123ZM123 217H122V219H123ZM126 217H127V214H126ZM92 218V217H91ZM130 218V217H129ZM133 218V217H132ZM151 218V217H150ZM191 218V219H192ZM10 219H13V221H14V224H16V225H14V226H12L11 225V223L10 222H8ZM15 219H16V221H15ZM121 219V220H122ZM145 219H146V217H145ZM204 219H206V218H204ZM89 220V219H88ZM127 220H128V218H127ZM152 220V219H151ZM155 220V219H154ZM157 220V219H156ZM179 220V219H178ZM125 221V220H124ZM133 221V220H132ZM145 221H149L148 219L147 220H145ZM40 222V221H39ZM92 222V221H91ZM97 222V221H96ZM99 222V221H98ZM98 222H97V224H98ZM119 222V221H118ZM118 222L116 223V224H118ZM198 222V221H197ZM196 222V223H197ZM79 223V222H78ZM120 224H123L122 223V221H120L119 222ZM126 223V222H125ZM147 223V222H146ZM188 223V222H187ZM202 223V222H201ZM204 223V222H203ZM75 224V223H74ZM73 224V225H74ZM156 224H157V221L155 222V223H153L151 226H149V228H148V230L149 231H151L154 235H152V236H154L155 237V229H156ZM126 225H127V223H126ZM148 225V224H147ZM42 226V225H41ZM87 226V225H86ZM123 225H121V227H122ZM200 226V225H199ZM77 227H78V225H77ZM127 227V226H126ZM79 228V227H78ZM84 228H86V227H84ZM116 228H117V226H116ZM118 228H119V226H118ZM185 228H187V227H185V223L183 224V226L179 229V232H180V238H179V240L178 241H176V246L178 247V251H179V249H181L182 247H183V245H184V234H185V232L187 231V230H185ZM199 228V227H198ZM80 229H81V226H80ZM126 229V228H125ZM23 230V231H22ZM68 230V229H67ZM84 230V229H83ZM114 230V229H113ZM116 230V229H115ZM121 230H123V229H121ZM192 230H193V233L195 234V233H197L198 232V229H197V227L196 226H194V224L193 225H191V233H192ZM44 231V230H43ZM77 231V230H76ZM65 232V231H64ZM67 232V231H66ZM69 233V232H68ZM116 233V232H115ZM122 233V234H121ZM117 232V234L118 235H127V234H124L123 232ZM127 233V232H126ZM145 233V232H144ZM190 233V234H191ZM192 233V237H194L195 235ZM41 234V233H40ZM44 234V233H43ZM64 233H61L60 235H61V238H64V235H63ZM90 234V233H89ZM45 235V234H44ZM145 235H146V233H145ZM194 235V236H193ZM41 236V235H40ZM186 236V235H185ZM88 237V236H87ZM191 237V238H192ZM27 238V237H26ZM153 238V237H152ZM59 239H60V236H59ZM64 240V239H63ZM92 240V239H91ZM90 240V241H91ZM142 240H143V238H142ZM148 240V239H147ZM190 240V239H189ZM186 241V240H185ZM188 241V240H187ZM227 241L229 242V243H235L236 241H237V230H236V232L235 233H233L228 239H226V240H224L223 241V245L224 246H226V245H228V244H225V242L227 243ZM53 242V241H52ZM51 242V243H52ZM65 242V241H64ZM152 242H153V240H152ZM33 243V242H32ZM50 243V244H51ZM186 243V242H185ZM151 244V243H150ZM187 244V243H186ZM192 244V243H191ZM16 246V247H18L19 249H16L15 251H11V252H5V250H7V248H9L10 249V247L9 246ZM189 246H191L190 244H189ZM192 246H195V247H197V245H194V244H192ZM73 247L75 248V250H76V246H75V244H73ZM151 247H153L152 245H151ZM169 247H172L171 245H169ZM3 248L5 249V250H3ZM44 248L45 249H47V247L45 246V247H42V249H39V251H40V255L41 254H43L44 253ZM12 249V248H11ZM69 249V248H68ZM191 249V248H190ZM72 250V249H71ZM149 250V249H148ZM151 250V249H150ZM184 250V249H183ZM217 250H219V249H217ZM70 251V250H69ZM171 251V250H170ZM183 252V251H182ZM193 252H194V250H193ZM68 253V252H67ZM71 253V252H70ZM64 254V253H63ZM72 254V256H68V259H66V263L68 262V264H79V260H80V258H82L83 257V255H84V249L83 248H81V254L80 255H75V257H76V259L74 258V254H73V252L71 253ZM145 254H147V253H145ZM165 254H167V253H165ZM47 256H49V254L47 255ZM187 256H189V255H187ZM166 257V256H165ZM65 258V257H64ZM69 259H71V261H69ZM163 259V258H162ZM187 259V258H186ZM185 259V260H186ZM44 261H48V264H53V261H52V259H50L49 257H45L43 260H41V261H39L40 262V264H44ZM187 261V260H186ZM184 262V261H183ZM185 263V262H184Z\"/></svg>",
	"mask_w": 264,
	"mask_h": 264
}]
</instances>
